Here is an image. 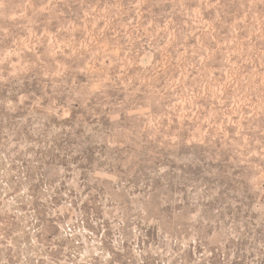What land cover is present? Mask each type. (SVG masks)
I'll return each instance as SVG.
<instances>
[{"label":"rangeland","instance_id":"374dc122","mask_svg":"<svg viewBox=\"0 0 264 264\" xmlns=\"http://www.w3.org/2000/svg\"><path fill=\"white\" fill-rule=\"evenodd\" d=\"M0 264H264V0H0Z\"/></svg>","mask_w":264,"mask_h":264}]
</instances>
